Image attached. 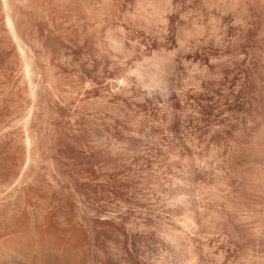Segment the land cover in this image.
<instances>
[{
	"label": "rangeland",
	"instance_id": "1",
	"mask_svg": "<svg viewBox=\"0 0 264 264\" xmlns=\"http://www.w3.org/2000/svg\"><path fill=\"white\" fill-rule=\"evenodd\" d=\"M0 227V264H264V0H0Z\"/></svg>",
	"mask_w": 264,
	"mask_h": 264
},
{
	"label": "bare ground",
	"instance_id": "2",
	"mask_svg": "<svg viewBox=\"0 0 264 264\" xmlns=\"http://www.w3.org/2000/svg\"><path fill=\"white\" fill-rule=\"evenodd\" d=\"M8 24H9V26H11V23H10L9 20H8ZM2 112H3V111H2ZM25 203H26V202H25ZM26 204H27V203H26ZM22 206H23V205H22ZM26 207H27V205H26ZM26 211H27V210H26ZM18 214H19V213H18ZM24 214H25V213H24ZM11 215H12V214H11ZM24 217H25V216H24ZM36 217H37V216H36ZM12 218H13V217H12ZM20 218H21V217H20ZM13 220H14V219H13ZM24 222H25V221H24ZM38 222H39V221H38ZM40 223H41V222H40ZM10 224H11V223H10ZM10 224H9V225H10ZM22 224H23V222H22ZM37 224H38V223H37ZM17 225H19V224H17ZM24 225H26V223H24ZM27 225H28V223H27ZM12 226H13V225H12ZM29 226H30V225H29ZM18 227H19V226H18ZM20 227H21V226H20ZM22 227H23V226H22ZM34 227H35V226H34ZM0 228H1V227H0ZM11 228H12V227H11ZM13 228H15V225H14ZM26 228H27V226H26ZM31 228H32V227H31ZM42 228H43V227H42ZM23 229H24V228H23ZM38 229H39V228H38ZM13 230H14V229H13ZM27 230H28V229H27ZM30 230H31V229H29V232H28V233L31 234ZM19 231H20V230H19ZM4 232H5V231H4ZM4 232H3V233H4ZM14 232L17 233V231H14ZM25 232H26V231H25ZM40 232H41V231H40ZM40 232H39V233H40ZM10 233H11V232H10ZM16 233H15V234H16ZM18 233H19V232H18ZM21 233H22V232H21ZM36 233H37V232H36ZM12 234H13V232H12ZM12 234H11V235H12ZM32 234H33V232H32ZM32 234H31V235H32ZM2 235H3V234H2ZM6 235H7V234H6ZM18 235H19V234H18ZM18 235H17V237H19ZM25 235H27V232H26ZM43 235H44V234H43ZM9 236H10V235H9ZM22 236H23V235H22ZM22 236H20V237L22 238ZM10 237H11V236H10ZM10 237H8V239H9ZM14 237H15V236H14ZM23 237H24V236H23ZM29 237H31V236H29ZM34 237H35V236H34ZM40 237H41V236H40ZM25 238H26V237H25ZM35 238H36V237H35ZM47 238H48V237H47ZM13 239H14V238H13ZM27 239H28V238H27ZM0 240H1V238H0ZM11 240H12V238H11ZM11 240H10V241H11ZM34 240H35V239H34ZM36 240H37V239H36ZM36 240H35V241H36ZM14 241H15V240H14ZM16 241H17V240H16ZM18 241H19V240H18ZM25 241H26V240H25ZM11 242H12V241H11ZM11 242H10V244H11ZM40 242H41V241H40ZM43 242H44V241H43ZM68 242H69V241H68ZM6 243H7V241H6ZM8 243H9V241H8ZM25 243H26V242H25ZM41 243H42V242H41ZM2 244L4 245L5 243H2ZM30 244H31V243H30ZM30 244H29V245H30ZM35 244H36V243H35ZM35 244H34V246H35ZM44 244H45V243H44ZM68 244H69V243H68ZM6 245H7V244H6ZM11 245H12V244H11ZM42 245H43V244H42ZM42 245H41V246H42ZM47 245H48V244H47ZM7 246H8V245H7ZM12 246H13V245H12ZM14 246H15V244H14ZM72 246H73V245H72ZM10 247H11V246H10ZM29 247H30V246H29ZM35 247H36V246H35ZM57 247H58V246H57ZM6 248H7V247H5V248H3V249L6 250ZM30 248H31V247H30ZM32 248H33V246H32ZM41 248H42V247H41ZM45 248H46V247H45ZM55 248H56V247H55ZM60 248H61V247H60ZM0 249H1V248H0ZM9 249H10V248H9ZM14 249H15V248H14ZM34 249H36V248H34ZM34 249H32V251H33ZM5 250H4V251H5ZM7 250H8V249H7ZM11 250H12V249H11ZM11 250H10V253H11ZM66 250H67V249H66ZM77 250H78V249H77ZM2 251H3V250H2ZM25 251H26V250H25ZM29 251H31V250H29ZM49 251H50V250H49ZM49 251H48V252H49ZM55 251H56V250H55ZM55 251H54V252H55ZM72 251H73V250H72ZM0 252H1V251H0ZM6 252H7V251H6ZM27 252H28V251H27ZM35 252H36V251H34V253H35ZM65 252H67V251H64V253H65ZM7 253H8V252H7ZM12 253H13V252H12ZM12 253H11V254H12ZM41 253H42V252H41ZM49 253H50V252H49ZM49 253H48V254H49ZM64 253H63V254H64ZM31 254H32V252H31ZM31 254H29V255H31ZM39 254H40V253H39ZM42 254H43V253H42ZM50 254H51V253H50ZM3 255H4V254H3ZM9 255H10V254H9ZM12 255H13V254H12ZM15 255H16V254H15ZM25 255H26V253H25ZM32 255H33V254H32ZM44 255H45V254H44ZM71 255H72V254H71ZM4 256H6V255H4ZM4 256H3V257H4ZM35 256H36V254H35ZM35 256H34V257H35ZM61 256H62V255H61ZM65 256H66V254H65ZM1 257H2V256H1ZM1 257H0V258H1ZM7 257H9V256H7ZM30 257H33V256H30ZM38 257H39V256H38ZM42 257H43V256H42ZM62 257H63V258H62ZM62 257H61V258H62L63 260H66V262H67V259H64V255H63ZM66 257H67V256H66ZM14 258H15V257H14ZM22 258H23V257H22ZM35 258H36V257H35ZM70 258H71V257H70ZM2 259H3V258H2ZM2 259H1V260H2ZM4 259H5V257H4ZM12 259H13V257H12ZM12 259H11V260H12ZM28 259H29V258H28ZM33 259H34V258H33ZM41 259H42V258H41ZM43 259H44V258H43ZM50 259H51V258H50ZM9 260H10V259H9ZM23 260H24V259H23ZM37 260H38V259H37ZM60 260H61V259H59V261H60ZM74 260H75V259H74ZM2 261H3V260H2ZM4 261L7 262L6 260H4ZM16 261L19 262L18 260H16ZM25 261H26V257H25ZM25 261H24V262H25ZM33 261H34V260H33ZM44 261H45V260H44ZM71 261H72V260H71ZM10 262L12 263V261H10ZM24 262H23V263H24ZM36 262H37V261H36ZM61 263H62V261L60 262V264H61ZM74 263H75V262H74ZM1 264H2V263H1ZM14 264H15V262H14ZM36 264H37V263H36ZM46 264H47V263H46ZM67 264H68V263H67Z\"/></svg>",
	"mask_w": 264,
	"mask_h": 264
}]
</instances>
